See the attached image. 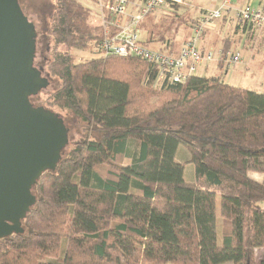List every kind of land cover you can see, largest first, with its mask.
Wrapping results in <instances>:
<instances>
[{"label":"trees","instance_id":"obj_1","mask_svg":"<svg viewBox=\"0 0 264 264\" xmlns=\"http://www.w3.org/2000/svg\"><path fill=\"white\" fill-rule=\"evenodd\" d=\"M168 5L175 11L143 17L140 43L177 53L185 38L176 35L192 19ZM91 11L52 1L44 64L59 85L44 107L72 113L84 132L32 187L23 232L0 239V264H255L264 247V93L196 73L152 87L156 68L138 56L74 61L70 49H93L102 37Z\"/></svg>","mask_w":264,"mask_h":264},{"label":"water","instance_id":"obj_2","mask_svg":"<svg viewBox=\"0 0 264 264\" xmlns=\"http://www.w3.org/2000/svg\"><path fill=\"white\" fill-rule=\"evenodd\" d=\"M35 49V25L18 0H0V239L23 232L32 187L68 144L63 118L30 100L50 85L34 66Z\"/></svg>","mask_w":264,"mask_h":264},{"label":"built area","instance_id":"obj_3","mask_svg":"<svg viewBox=\"0 0 264 264\" xmlns=\"http://www.w3.org/2000/svg\"><path fill=\"white\" fill-rule=\"evenodd\" d=\"M171 0H96V9L87 22L102 31V37L95 46L99 55L116 54L119 56H138L154 65L153 82L157 85L184 82L196 72L197 67L213 58L211 51L202 53L198 48L200 32L204 25L221 16L222 8L208 11L199 24L193 28V34L185 40L177 53L152 50L142 45L139 27L143 17L163 7ZM134 8L130 10L128 7ZM240 24L261 28L264 25V2L260 6L246 5L236 11ZM225 59L231 64L240 61L238 52L225 53Z\"/></svg>","mask_w":264,"mask_h":264},{"label":"rangeland","instance_id":"obj_4","mask_svg":"<svg viewBox=\"0 0 264 264\" xmlns=\"http://www.w3.org/2000/svg\"><path fill=\"white\" fill-rule=\"evenodd\" d=\"M52 1L53 0H18V3L25 14V16L34 23L36 26V62L41 61L40 51L43 49V56L49 59L51 52L53 50L52 38L48 33L50 14L52 10ZM85 5L96 9V3L93 0H79ZM164 5L161 8H158L153 11L154 18L169 12V10ZM93 12L91 11V15ZM181 27V26H180ZM184 28H180L176 38L180 40L182 35L184 34ZM141 40L144 39V33L142 32L140 35ZM186 38V36H184ZM163 44L161 43H153L149 44L148 47L152 50H160ZM249 52H246L247 56L249 54V63L235 65H227L225 64L223 67L216 65V55L213 51V58L207 62H204L205 67L203 70L201 69L202 64H200L196 69V74L198 75H215L220 76L224 82L230 83L234 86L243 87L246 89L258 91L260 89H264V73L262 72V63L257 64L258 60L264 59L262 55V51L258 50L255 53L251 52L252 48H247ZM58 50H64V47H59ZM166 52V51H163ZM69 53L75 59L74 61H82L85 59H89L91 57L99 56L96 48L93 49L85 48V49H70ZM168 53V52H167ZM250 54H254L252 57ZM241 58V57H240ZM245 59H248V57ZM240 62V61H239ZM246 62V60H245ZM44 72L46 73V64L42 63ZM259 69L261 71H259ZM227 70V73L225 72ZM50 85L45 90L41 91L38 95L32 97L31 101L34 105H43L46 106L48 101L47 98L51 94V92L59 85V81L56 77L50 76ZM152 87H160L161 85L154 84L152 81ZM55 112H58L60 116L63 118L66 127L68 128V144L73 142L75 139L79 138V135L83 134V126L84 124L72 113L67 112L65 110H60L56 107H52ZM179 153V152H178ZM176 159L180 160L181 154H177ZM123 164L126 160L119 159ZM103 172L107 170V167H103ZM249 176L256 179L261 180L262 174L256 171H249ZM109 175V174H107ZM184 179L187 181L194 180L193 166L191 163H186L184 173ZM216 217H217V244L222 245L223 243V232L225 231V225L220 216V206H219V195L216 196ZM224 264H233L231 262H227ZM255 264H264V247L255 248Z\"/></svg>","mask_w":264,"mask_h":264},{"label":"crops","instance_id":"obj_5","mask_svg":"<svg viewBox=\"0 0 264 264\" xmlns=\"http://www.w3.org/2000/svg\"><path fill=\"white\" fill-rule=\"evenodd\" d=\"M94 3L96 0H93ZM137 1V0H131ZM176 2L179 7L176 11L184 13L192 19L193 27L189 30H185L182 38L186 36L185 40L193 34V28L199 24L201 19L208 11L222 8V13L219 18L204 25L200 32L198 40V48L202 53L213 51L216 55V65L220 59L223 60V64L229 66L235 65L227 62L225 59V53L229 51L238 52L240 54L239 64L249 63V52L247 48H252L251 52L258 50L262 51L264 56V25L261 28H254L244 24H240L236 18V11L246 5L260 6L264 0H171ZM169 11H175L166 4ZM132 10L134 7L129 5L128 7ZM93 9V8H92ZM95 10V9H94ZM252 57L254 54H250ZM248 57V59H245ZM246 60V62H245ZM264 64V59L258 60L257 64ZM223 65V66H224ZM222 66V67H223ZM207 65L202 64L201 69L203 70ZM264 73V65L262 67ZM259 71H261L259 69ZM227 73V70H225ZM227 83V82H226ZM230 84V83H228ZM254 91V90H253ZM257 92L264 93V89H260Z\"/></svg>","mask_w":264,"mask_h":264},{"label":"flooded vegetation","instance_id":"obj_6","mask_svg":"<svg viewBox=\"0 0 264 264\" xmlns=\"http://www.w3.org/2000/svg\"><path fill=\"white\" fill-rule=\"evenodd\" d=\"M36 29V26H35ZM36 37H37V33H36ZM40 56H41V61L36 62V49H35V55H34V66L37 68H43L42 63H45L46 58L43 56V49H41L40 51ZM42 73H44V69L42 70Z\"/></svg>","mask_w":264,"mask_h":264}]
</instances>
